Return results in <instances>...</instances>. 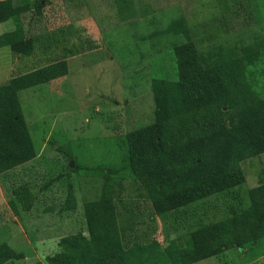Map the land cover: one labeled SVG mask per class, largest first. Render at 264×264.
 I'll return each mask as SVG.
<instances>
[{"label": "rangeland", "instance_id": "374dc122", "mask_svg": "<svg viewBox=\"0 0 264 264\" xmlns=\"http://www.w3.org/2000/svg\"><path fill=\"white\" fill-rule=\"evenodd\" d=\"M37 1L12 0L21 8L31 53L0 48V83L16 90L35 152L8 171L0 166V242L23 254L14 264L34 258L43 263L59 249V237L85 233L82 204L101 193L112 200L123 248L152 240L165 246L173 238L186 246L189 231L248 205L247 189L264 180V152L232 163L230 171L241 173V183L161 214L123 166L129 133L154 120L151 79H175L171 48L184 36L160 30L182 18L199 52L219 45L237 50L264 37V0H250L253 21L247 26L227 20L217 0H39L36 6ZM12 29L10 20L0 23V33ZM57 60L66 62L64 75L26 86L27 72ZM242 77L263 80L264 60ZM240 104L238 98L236 108ZM21 179L34 198L27 210L16 204L14 213L8 205L11 185ZM68 190L75 200L71 210L63 205ZM37 237L49 241L36 259L28 248ZM191 264H264V237Z\"/></svg>", "mask_w": 264, "mask_h": 264}, {"label": "trees", "instance_id": "16d2710c", "mask_svg": "<svg viewBox=\"0 0 264 264\" xmlns=\"http://www.w3.org/2000/svg\"><path fill=\"white\" fill-rule=\"evenodd\" d=\"M217 1L224 17L235 26L253 21L250 0ZM20 12L12 0H0V23L10 20L13 24L12 30L0 33V48L28 55L32 41L24 35ZM160 31L184 36L171 48L175 79H151L154 120L129 133L123 166L142 182L156 214L241 183V173L230 171L232 163L242 155L264 152V79L242 77L247 67L264 60V37L237 50L219 45L199 52L182 18L171 19ZM66 69L64 60L53 61L27 72L24 81L33 86L64 75ZM15 91L10 82L0 83L2 170L35 157ZM238 98L241 104L236 108ZM11 195L8 205L14 213L16 204L27 210L34 198L25 179L11 185ZM247 198L248 205L228 218L189 231L186 246L173 238L165 246L152 240L123 248L112 200L101 193L82 204L85 233L79 229L62 235L57 251L45 255L43 263L32 264H191L264 237V180L247 189ZM63 205L69 210L75 207L71 190ZM22 257L0 242V264Z\"/></svg>", "mask_w": 264, "mask_h": 264}, {"label": "crops", "instance_id": "0c3cea01", "mask_svg": "<svg viewBox=\"0 0 264 264\" xmlns=\"http://www.w3.org/2000/svg\"><path fill=\"white\" fill-rule=\"evenodd\" d=\"M8 170H10V169H8ZM8 170H3V172L8 171ZM0 173H2V172H0ZM20 231H22V230L20 229ZM37 238H36V240H34V242H35L34 246L28 248V254H31V256H34L35 254L37 255V254L43 252V245L46 243V241H49L48 238H43V237H39L38 239ZM15 252H17V251H15ZM34 257H36V256H34ZM34 259L32 260V263L37 261V260L34 261ZM36 259H37V257H36ZM15 260H18V259H12L11 261H7L3 264H14ZM32 263H30V264H32Z\"/></svg>", "mask_w": 264, "mask_h": 264}]
</instances>
